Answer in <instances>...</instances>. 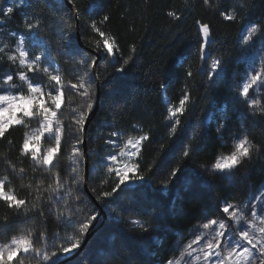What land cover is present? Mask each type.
<instances>
[{
	"label": "trees",
	"instance_id": "16d2710c",
	"mask_svg": "<svg viewBox=\"0 0 264 264\" xmlns=\"http://www.w3.org/2000/svg\"><path fill=\"white\" fill-rule=\"evenodd\" d=\"M89 2L90 0H77L83 14L73 23L76 24L83 46L79 48L87 54V62L90 63L92 58L96 59L95 54L100 56L98 61L96 59L95 65L97 84L93 81L95 92L93 106L97 91L98 107L85 136L87 189L94 201L85 194L83 184L79 195L83 201L82 208L103 211L105 219L98 217L99 223L90 229L83 251L68 264L89 262L125 264V260L129 258L133 264H136L137 260L166 261L173 255V245L178 236H184L204 215L213 218L220 216L218 201L223 202L225 197L230 201L241 193V189L249 186L252 189L257 188L264 183V151L260 153L259 158L254 154L252 162L246 161L245 166L232 177L231 181L216 175L202 176L206 183L199 182L198 187L205 195L194 199L191 194L182 193L183 199L177 201L175 212L171 201L185 183V179L184 177H180L179 181L174 179L173 183L169 184L170 191L167 194L162 191L161 183L172 168L179 166L183 169L184 164L188 163L180 157L182 145L193 133L196 134L201 147L199 163L210 165L214 163L218 154L226 152L222 139L216 135L215 129L222 118L223 108L228 109V117L232 121L230 128L233 131L239 128L241 117L246 114V109L240 104L235 114L229 107V103L233 101L231 89L234 80L242 70L240 63L236 62L240 57L238 40L243 23L264 19V0H251L253 7L245 14V20L238 19L236 22L224 21L215 8L203 5L202 0H189L190 8L185 5V0H96L98 10L94 16H89L84 11ZM35 7L36 5H33V8ZM39 7L44 8V5L40 4ZM32 10L24 8L11 16L13 23L22 30L21 32L25 31L23 19L26 14L31 15ZM168 11H176L181 15V19L176 21L168 17ZM103 15H109L110 19L100 24ZM43 17L41 36L50 45L49 51L63 77L62 82L69 86L65 89L64 102L58 111V116L65 126V133L61 151L57 154V160H54L56 166L52 168V173H59L62 178L67 179L73 166L70 159L73 156V145L79 147L82 153L81 143L77 144L78 138H82V133L76 131L75 119L86 109L84 98L80 97L76 90H69L70 83H79L78 77H81L85 70L91 73V69L73 64L68 57L60 54L58 30H49L50 25L55 29L53 22L58 19V15L45 9ZM92 19L97 21L102 31L117 40L120 51L116 56L120 63L122 58L133 56L124 73L116 71L120 63L114 64L110 57L105 58L102 51L97 52L86 43L88 40L95 42L100 39L88 26ZM197 19L210 24L213 32L212 56L224 55L232 58L226 82L208 91L205 83L207 72L203 76L196 74L202 67L197 51ZM72 40L77 43L76 32L72 35ZM256 42L261 45L259 39H256ZM132 46H135V53L131 51ZM33 49H36V52L41 51L39 48ZM80 58L76 57L77 60ZM189 68L194 72V76L186 79V71ZM6 71L0 66V74ZM170 75L172 79L165 99V93L161 91L159 83L161 80L167 82ZM45 79V76L38 79L33 77L34 82L38 80L43 83ZM186 87L191 94L192 104L189 105V112L181 117L182 123L178 126L176 135L169 137L168 123L164 119L167 106L169 102L178 104ZM259 119L264 120V117ZM244 123L254 143L264 144V125L256 124L253 127L252 120H246ZM36 127L37 121H31L29 128ZM25 131L23 126H13L5 134V138H0V176L9 175L11 187L20 198H28V206L31 208L32 203L38 205L40 203L35 200L37 181L42 180L43 187H47L49 174L45 169L33 171L30 158L20 157L19 149ZM112 132L123 135L110 136ZM143 133H147L149 139L143 142L139 156L133 159L139 164L137 174H142L144 180L137 181L133 187H126L125 191L118 190L113 197L107 198L109 202L97 200L96 196L103 191H111L115 183V177L107 175V165L112 162H101L102 158L118 155L127 139ZM108 139L114 140L116 144H106L105 141ZM49 143L50 141L42 138L40 145L42 152ZM73 159L76 161L74 166L78 174L84 177L82 155ZM121 159L118 156V161ZM6 161H11L17 169H25L24 178L20 179L18 175L11 173ZM199 170L197 167V171ZM29 184L33 187L28 188ZM207 184L212 185L211 191L207 189ZM124 187L122 185V188ZM93 189L96 191L93 192ZM29 192H32L31 196L28 195ZM44 195L46 197L47 193ZM72 195H77L75 189ZM180 209H183V214H176ZM5 216L9 221L17 219L15 210H8L4 203L0 202V240L12 234L6 233L3 226ZM131 219H140L150 224L149 232H142L137 226L132 225ZM18 228H33L38 234L41 230L40 218L34 212L29 213L28 222H20ZM43 230L49 234L56 232L62 236L64 234L63 226H58L55 215L47 216ZM150 253H155V256Z\"/></svg>",
	"mask_w": 264,
	"mask_h": 264
},
{
	"label": "snow or ice",
	"instance_id": "6c2138e0",
	"mask_svg": "<svg viewBox=\"0 0 264 264\" xmlns=\"http://www.w3.org/2000/svg\"><path fill=\"white\" fill-rule=\"evenodd\" d=\"M202 3L209 8H215L223 20L228 22H236L238 19L244 21L245 14L253 7L251 0H202ZM40 4H43L44 8H40ZM33 5L36 7L33 8ZM185 5L191 7L189 0H185ZM24 8L33 9L31 15L26 14L23 19L25 31L5 33L4 29L9 18ZM45 9L58 15V19L53 22L55 29L50 25L49 30H58L60 54L68 57L71 63L84 66L85 69H91L96 64L95 58L88 63L87 54L83 53L79 44L72 40V35L77 31L73 21H78L83 14L77 0H0V34L14 38V44L11 47L8 43L0 47V62L6 58L10 64L9 70L0 76V138H5V134L13 126H23L26 131L19 149L20 157L30 158L33 171L45 169L49 174L47 187H43L42 180L37 181L35 200L40 203L39 205L32 203L31 208L28 206V198H20L16 190L11 187L12 181L9 175L0 176V202H3L8 210H15L17 217L14 221H9L7 216L3 218L6 233L12 234L0 240V264H68L83 251L82 245L86 244L85 238L90 229L99 223L98 217L101 215L100 211L81 207L83 201L79 193L84 178L78 174L74 166L76 161L73 159V157L82 155L79 147L75 145L72 147L73 156L70 159L73 161V166L70 168L71 175L67 179L62 178L59 173H52V168L56 166L54 160H57V154L61 151L65 133V126L58 116V111L64 102L65 89L69 86L62 82L63 77L49 51L50 45L41 36ZM97 10L96 0H90L84 9L89 16L96 15ZM167 16L176 21L181 19V15L176 11H168ZM109 19V15H103L99 23L103 24ZM196 25L198 58L202 65L196 74L203 76L207 72L205 83L206 91H208L226 82L232 58L224 55L212 56L213 32L210 24L197 19ZM88 26L93 33L98 34L100 39L95 42L88 40L86 43L94 47L97 52L102 51L105 58L110 57L114 64L120 63L116 56V53L120 51L117 40L102 31L95 19H92ZM254 38L261 41L260 49L256 51H253L256 42ZM238 43L243 48V52L236 62L246 63L249 71L232 102L242 105L246 109V114L241 117L242 122L239 128L233 131L230 128L232 121L228 117V109H221L222 118L217 123L215 132L220 139H224L225 134L230 133L232 149L227 154L223 152L218 154L210 166L206 163H199L201 147L195 133L182 145L180 159L187 160L188 163L184 164L183 169L179 166L172 168L167 178L161 182L162 191L167 194L170 191L169 184H172L174 179L177 181L180 177L185 179V183L181 185L171 201L174 212L177 201L183 199L182 193L191 194L194 199L205 195L198 187L203 173L220 175L231 181L232 177L245 166L246 161L252 162L254 154L259 158L260 153L264 151V144L254 143L244 123L246 120H252L253 127L256 124L264 125V120L259 119L264 117V97L260 95L261 90L264 89V19L243 23ZM33 48L41 49L40 53L30 55ZM135 50V46H132V53H135ZM77 56L81 58L77 60ZM132 60V55L122 58V63L116 71L124 73L126 66ZM13 65L20 69L15 73L20 84L14 82L11 70ZM41 72L48 77L49 84L46 86H42L38 80L34 82L27 74ZM172 75L167 78V82L161 80L159 83L161 91L165 93V99H167L166 93L170 87ZM193 76L194 72L189 68L185 78ZM78 80L79 83H70L69 90H76L79 96L86 101V109L82 110L75 119L76 131L83 133L88 115L93 109L95 77L85 70ZM13 89L17 91L14 92ZM250 90H253L254 94H250ZM190 104H192V97L187 87L183 90L178 104L169 102L164 117L168 123L169 137L176 135L178 126L182 123L181 117L189 112ZM209 119L211 120V116ZM32 120L37 121L38 127L29 128ZM121 135L123 134L119 132L110 133V136ZM42 138L50 141L43 152L40 146ZM148 139L147 133L135 138L130 137L120 148L118 155H108L102 158L101 162H112L107 165V175L114 176L115 183L111 191H103L96 196L97 200L109 202L107 198L113 197L118 190L125 191L128 182L136 183L144 180L142 174H137L139 164L133 158L139 156L143 142ZM80 143H83L82 138L77 140V144ZM105 143L116 144L112 139L106 140ZM118 156L122 158L120 161H118ZM6 163L11 173L18 175L20 179L24 178L25 169H17L11 161H6ZM118 164L122 166H116ZM190 165H196L200 171H197V167ZM130 173L131 176H129ZM122 185L125 187L122 188ZM27 187L32 188L33 185L29 184ZM206 187L209 191L212 190L211 184H207ZM73 189L77 193L75 196L72 195ZM44 193H47L46 197ZM28 195L31 196L32 192ZM252 199L250 197L247 203H250ZM255 200L258 204H251L249 218L245 208L228 202L225 197L223 202H217V208L221 214H227V221L208 219L207 222L202 223L197 229L198 234L195 238L180 249L179 258L148 262L137 260L136 264H264V195L255 197ZM32 212L40 218L41 230L38 234L33 228H18L20 222H28L29 213ZM176 214H183V209ZM50 215H55L58 226H63V236L59 232L49 234L43 230L47 216ZM130 223L145 233L151 228L150 224L140 219H131ZM150 255L155 256V253H150ZM125 264H133L132 259H126Z\"/></svg>",
	"mask_w": 264,
	"mask_h": 264
},
{
	"label": "rangeland",
	"instance_id": "374dc122",
	"mask_svg": "<svg viewBox=\"0 0 264 264\" xmlns=\"http://www.w3.org/2000/svg\"><path fill=\"white\" fill-rule=\"evenodd\" d=\"M4 31H5V33L10 32V31H16L19 33L22 30L19 29V27H17L15 25V23H13V18L10 17L7 24H6ZM4 43H8L11 47L14 44V38H10L8 35H5V34H0V47H2ZM260 46L261 45H259L257 42H255V44L253 46V51L259 50ZM6 51H7V49H6ZM242 52H243V48L240 46V51H239L240 56H241ZM39 53L40 52H36V49H32V52L30 55H35V54H39ZM55 65H56V63H55ZM0 66H2L6 70H9V68H10V64L6 60V58L2 62H0ZM240 67L242 70L238 74L237 79L234 80V83H233V86L231 89V93H232L233 97L236 95V92L238 91L239 86H242V83L246 79V76H247L248 71H249L246 63L241 62ZM11 70L13 72L14 82L17 84H20L18 77L15 75V73L18 72L20 69L17 66L13 65V66H11ZM4 74L1 73L0 76H3ZM27 74L29 75L30 79H33V77L38 79L42 76H45L46 79H45V81H43V83H41V85L46 86L49 84L47 75L43 74L42 72L41 73H27ZM38 75L40 77H37ZM24 90L26 91V86H25ZM47 90L48 89L46 88V91ZM13 91L15 92L17 90L13 89ZM250 94H254L253 90H250ZM260 95H261V97L264 96V89L261 90ZM232 100H233V98H232ZM238 106H239V104L236 105V104H233V102L229 103V107H231L232 113H234V114L237 113ZM222 144L225 146V149H226L225 154H227L229 151H231L232 141L230 139V133L225 134L224 139H222ZM118 166H122V164H119ZM202 176H215V175H209L208 173H203ZM216 176H220V175H216ZM221 178H223V177H221ZM204 181L206 183V180H204V177H201L200 182L204 183ZM134 185H135V183H131V182L127 183V187H133ZM261 195H264V183L262 186H259L257 188L252 189L249 186L247 188L241 189V193H239L236 198H234L228 202L245 208V211H246L248 217L250 218L251 204H258V201L255 200V197L261 196ZM250 197L253 199L251 200L250 203H247V202H249ZM219 213H220V211H219ZM217 215H218V213H217ZM208 219H225L227 221L228 217H227V214H221V213H220V216L218 218H213V217L204 215L203 218L197 224H195L184 236H181V237L178 236L177 240L175 241V243L173 245V255L171 258H179L180 249H182L184 247V245H186L189 241H191L195 238V235L198 234L197 229L201 226L202 223L207 222ZM201 243H203V241H201ZM194 247H195V245H194Z\"/></svg>",
	"mask_w": 264,
	"mask_h": 264
},
{
	"label": "water",
	"instance_id": "95a60500",
	"mask_svg": "<svg viewBox=\"0 0 264 264\" xmlns=\"http://www.w3.org/2000/svg\"><path fill=\"white\" fill-rule=\"evenodd\" d=\"M70 7V6H69ZM76 41L77 43L79 44V46L82 48V43L80 42L79 40V36H78V29L76 31ZM95 54V53H94ZM96 56V59L98 61V59L100 58V56L98 54H95ZM95 59V60H96ZM96 61V63H97ZM96 65V64H95ZM91 74L95 77V84H97V80H96V75H95V66L93 68H91ZM97 107H98V93L96 91V99H95V103H94V106H93V109L91 111V113L88 115V120L85 124V131L82 133V139H83V143H81V146H82V158H83V161H84V182H83V189H84V192L85 194L91 199L93 200V198L91 197V195L89 194L88 192V189H87V174H88V169H87V150H86V145H85V136H86V131H87V127L91 121V119H93V117L95 116L96 114V110H97ZM94 201V200H93ZM95 203V202H94ZM102 219L104 220L105 219V215L103 213V211H101V215ZM88 237V236H87ZM87 237L85 238V240L87 239ZM82 249H83V245H82ZM76 257H74L73 259H75ZM72 259V260H73ZM71 260V261H72ZM70 262V261H69Z\"/></svg>",
	"mask_w": 264,
	"mask_h": 264
},
{
	"label": "bare ground",
	"instance_id": "6f19581e",
	"mask_svg": "<svg viewBox=\"0 0 264 264\" xmlns=\"http://www.w3.org/2000/svg\"><path fill=\"white\" fill-rule=\"evenodd\" d=\"M77 42V41H76Z\"/></svg>",
	"mask_w": 264,
	"mask_h": 264
}]
</instances>
